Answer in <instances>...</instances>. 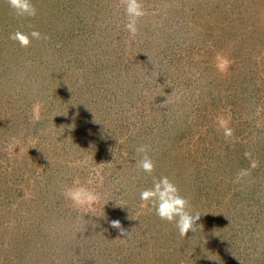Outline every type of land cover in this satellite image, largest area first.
<instances>
[{
  "label": "rangeland",
  "instance_id": "obj_1",
  "mask_svg": "<svg viewBox=\"0 0 264 264\" xmlns=\"http://www.w3.org/2000/svg\"><path fill=\"white\" fill-rule=\"evenodd\" d=\"M32 3L0 0V264H264V0H142L135 38L121 0ZM162 176L197 232L143 206ZM77 177L87 210L63 195Z\"/></svg>",
  "mask_w": 264,
  "mask_h": 264
},
{
  "label": "clouds",
  "instance_id": "obj_2",
  "mask_svg": "<svg viewBox=\"0 0 264 264\" xmlns=\"http://www.w3.org/2000/svg\"><path fill=\"white\" fill-rule=\"evenodd\" d=\"M9 7L13 10L14 14L18 17H35L37 15V8L32 3V0H7ZM124 7L127 21L124 25L125 30L129 33L131 38H135L138 33V21L145 13V8L142 0H121ZM39 30L33 29L31 32H23L19 29L10 34V39L17 41L21 47L30 46L33 39H47ZM219 63L218 70L224 72L228 68V60L223 57H218ZM225 135L231 136L232 130L226 129ZM15 143L16 138L13 137L11 142L7 145V149L11 150ZM150 146L141 144L135 148L137 154L136 166L145 173L151 175L155 170V162L152 156L149 155ZM249 156V153H245ZM257 162L253 161L251 167L255 168ZM247 169H241L237 173L236 182L248 175ZM100 182L102 177L98 176ZM91 181L82 183L77 177L71 186L63 190V195L73 202L78 207L85 208L86 210L91 207L98 199L99 194L88 184ZM140 199L144 202L143 206H151L155 210L156 215L161 220L173 223L178 229L179 235L186 237L189 231L197 232L199 225L197 221L200 220L201 213H193L189 199L181 194L178 185L168 176L153 177V185L146 188L140 193ZM111 226L120 230L121 236H126L127 231L122 227L120 220H112Z\"/></svg>",
  "mask_w": 264,
  "mask_h": 264
}]
</instances>
